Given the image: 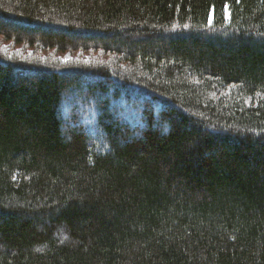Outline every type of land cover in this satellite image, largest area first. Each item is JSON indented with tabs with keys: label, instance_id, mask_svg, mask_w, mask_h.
<instances>
[{
	"label": "trees",
	"instance_id": "trees-1",
	"mask_svg": "<svg viewBox=\"0 0 264 264\" xmlns=\"http://www.w3.org/2000/svg\"><path fill=\"white\" fill-rule=\"evenodd\" d=\"M0 19L25 56L0 65V264H264V0H0ZM35 41L111 57L74 72ZM92 70L156 117L100 104L94 139L67 127L64 95H109Z\"/></svg>",
	"mask_w": 264,
	"mask_h": 264
},
{
	"label": "bare ground",
	"instance_id": "bare-ground-1",
	"mask_svg": "<svg viewBox=\"0 0 264 264\" xmlns=\"http://www.w3.org/2000/svg\"><path fill=\"white\" fill-rule=\"evenodd\" d=\"M44 26V25H43ZM41 30H44L43 28H40ZM46 30L51 31L52 27H46ZM2 38L4 41L8 42L9 40H6L3 37ZM9 42H14V41H9ZM32 45H29L28 52L37 54V55H42L40 58L46 56V55H51L54 56L52 58V61H55L58 65L59 68L63 67L66 63L70 64L73 67L74 72H78L79 66L77 61L82 62L83 65H80L82 67L86 66L89 68L94 69L97 67L98 63H107L111 57V54H108L107 52H99V56H104V57H99L98 59H92V58H84L82 60H72L71 56L70 59H66L63 54H69L73 52L66 51V52H59L56 53L54 51H48V49L44 48L45 46H42L38 41L32 42ZM21 47H24V45L18 44ZM1 50H7L5 48L0 49ZM4 54L0 56V65L2 67L8 68L9 66H13L15 61L13 58H17L21 64L23 63V60L25 59V56L23 52L20 51H13L12 54L9 55L8 53L3 52ZM109 56V58H105ZM33 58V56H32ZM18 74L21 76H30L32 73L36 72H41L42 70H38L36 68H29L28 70H23V71H17L15 70ZM91 76H105V79L100 77L98 79V84H104L106 86V90L109 91V95H102L99 99H89V98H84L81 99L77 94H66L63 97V101H60L58 103V111L60 114V118L63 121V123L67 127H71L74 129H78L81 131V133L86 136L87 138H95L96 135L98 134V122L101 117V111L99 110V105L101 104L102 111L106 110L110 115H112L115 118H118V115H121V117H124V120L121 121L120 118H118V121L124 125H127L130 128H135L136 125H141V120L144 121V118L142 116L146 113V110L151 107V112L152 116H155L156 109L158 108L156 103L154 101H147L146 103H143L144 107L139 108V107H133L129 103H127L129 100L133 99L135 97L134 91L129 89H125V92L122 91V93H117L119 91L118 89V84L116 82V79L111 78L107 75L103 74H96L97 71H90ZM53 73L61 74V73H66L68 75L73 74V72L66 71L64 69H59L55 70ZM17 74V75H18ZM52 74V73H51ZM96 74V75H95ZM88 75H90L88 73ZM61 76V75H59ZM69 80V78H66ZM95 81V79H91ZM83 82V81H81ZM85 82V81H84ZM82 84L81 89H88L90 90V85H92V82H85V84ZM129 88L133 86L132 83H128ZM84 93L86 90H83ZM132 91V92H131ZM159 95V94H157ZM140 96V95H139ZM106 105H102L105 104ZM129 117H134V118H142L140 120H131Z\"/></svg>",
	"mask_w": 264,
	"mask_h": 264
},
{
	"label": "rangeland",
	"instance_id": "rangeland-1",
	"mask_svg": "<svg viewBox=\"0 0 264 264\" xmlns=\"http://www.w3.org/2000/svg\"><path fill=\"white\" fill-rule=\"evenodd\" d=\"M0 23L1 24H3V25H6L7 27H15V24H13L12 22H7V21H3V20H1L0 19ZM25 29V28H24ZM27 30V29H26ZM77 36V35H76ZM2 48H5V49H9V50H13V51H18L19 49H22L23 50V48L24 47H21L20 45H18L17 43H15V42H6V41H4L2 38H0V49H2ZM27 51H28V49H27ZM26 52V51H25ZM27 53V52H26ZM28 55H29V53H27ZM64 56H65V58L67 59H70V56H71V58H73L74 60H78V58H76V57H73V54L72 53H67V54H63ZM89 55H91V57L89 56ZM56 55H54V56H51V55H49V57H46V60H52V58H54ZM99 57H104V56H99V53H96V52H92V51H86V56H85V58H92V59H96V58H99ZM105 58H109V56H107V57H105ZM67 64V63H66ZM16 66H23V64H21V63H18ZM20 70H28V69H26V67H18ZM29 68H31V67H29ZM65 80H66V78H65ZM68 80V79H67ZM81 80L82 79H80V78H78V79H76V77H74V76H71V77H69V83L70 82H74V81H79V83L81 82ZM85 82H87V80L85 81ZM85 82H84V80H83V84H85ZM118 118H120V120L121 121H123L124 120V117H121V115H118Z\"/></svg>",
	"mask_w": 264,
	"mask_h": 264
}]
</instances>
